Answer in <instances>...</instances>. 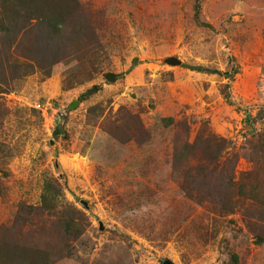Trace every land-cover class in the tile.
<instances>
[{"label":"rangeland","instance_id":"rangeland-1","mask_svg":"<svg viewBox=\"0 0 264 264\" xmlns=\"http://www.w3.org/2000/svg\"><path fill=\"white\" fill-rule=\"evenodd\" d=\"M166 260L264 264V0H0V264Z\"/></svg>","mask_w":264,"mask_h":264},{"label":"trees","instance_id":"trees-1","mask_svg":"<svg viewBox=\"0 0 264 264\" xmlns=\"http://www.w3.org/2000/svg\"><path fill=\"white\" fill-rule=\"evenodd\" d=\"M185 67H188V66H185ZM190 69H193V70H198V71H202V70H204L203 68H201V67H199V66H197V67H189ZM212 72H213V70H212ZM231 73L232 72H226V75H231ZM171 121V120H170ZM225 142V140H218V142L215 140L214 141V143H215V145L216 146H219L220 145V143H224ZM188 146L187 145H185L184 146V148L186 149ZM175 159H176V157H175ZM217 161V160H216ZM214 163V159L212 158L211 159V161L209 160V162H205V163H201V164H204V165H206V164H209V163ZM216 165V164H215ZM207 169V166H204L203 167V170H206Z\"/></svg>","mask_w":264,"mask_h":264},{"label":"water","instance_id":"water-1","mask_svg":"<svg viewBox=\"0 0 264 264\" xmlns=\"http://www.w3.org/2000/svg\"><path fill=\"white\" fill-rule=\"evenodd\" d=\"M165 62L167 64H170V65H179V64H181V61L179 59L175 58V57H168V58H166ZM110 77L113 78V76H110ZM164 264H171V262L166 260L164 262Z\"/></svg>","mask_w":264,"mask_h":264}]
</instances>
